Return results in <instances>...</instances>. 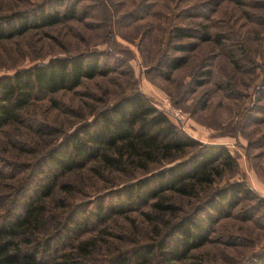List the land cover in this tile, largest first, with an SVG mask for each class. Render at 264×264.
Masks as SVG:
<instances>
[{
    "label": "rangeland",
    "instance_id": "374dc122",
    "mask_svg": "<svg viewBox=\"0 0 264 264\" xmlns=\"http://www.w3.org/2000/svg\"><path fill=\"white\" fill-rule=\"evenodd\" d=\"M43 1L48 0H0V17L28 13ZM174 28H182L185 38L175 39ZM83 52L102 55V66L111 70L107 77L34 102L21 125L0 132V212L11 207L12 198H34L38 183L58 177L59 184L73 185V194L56 193L48 208L56 211L59 199L69 200L63 217L84 207L89 224L82 233L66 232L72 237L54 247L95 235L103 225L93 213L101 202H117L103 196L114 188L86 171L59 176L41 160L107 99L139 92L181 133L205 146L225 147L236 168L220 185L243 182L250 193L231 217L217 221L210 242L182 264H264V0H80L73 20L0 39V77ZM181 57L185 63L168 78L166 62ZM14 186L18 192L10 195ZM146 209L128 206L124 217L113 219L109 233L127 236L136 220L142 237ZM18 212L11 210L8 219ZM249 213L253 218L242 220ZM206 214L213 215L207 210L200 215Z\"/></svg>",
    "mask_w": 264,
    "mask_h": 264
},
{
    "label": "trees",
    "instance_id": "16d2710c",
    "mask_svg": "<svg viewBox=\"0 0 264 264\" xmlns=\"http://www.w3.org/2000/svg\"><path fill=\"white\" fill-rule=\"evenodd\" d=\"M72 2L43 1L28 13L13 11L0 17V39L75 19L80 0ZM171 32L175 39L185 38L182 28ZM101 60L99 54L77 53L0 77V132L21 125L23 113L34 102L73 92L84 81L107 77L111 70L105 71ZM184 63L182 57L168 60V78ZM107 102L41 160V166L49 165L47 170L59 176L86 171L114 188L103 196L117 202H101L93 213L103 226L76 245L54 247L60 240L70 239L71 233H82L89 224L84 207H78L70 218L69 213L63 217L69 200L59 199L56 211L48 208L46 202L56 193L69 197L74 190L71 183L59 184L54 177L37 184L34 198L16 195L11 207L0 212V264H182L192 258L194 250L210 242L217 221L231 217L239 202L250 196L243 182L220 185L236 168L225 147L205 146L181 133L139 92ZM40 133L49 136L52 132ZM135 203L147 207L142 211L148 223L141 229L143 236H137L140 225L135 220L134 231L114 237L108 231L113 219L124 217L128 206ZM16 207L19 212L8 219ZM203 210L213 215H200ZM241 218L249 221L253 215Z\"/></svg>",
    "mask_w": 264,
    "mask_h": 264
}]
</instances>
